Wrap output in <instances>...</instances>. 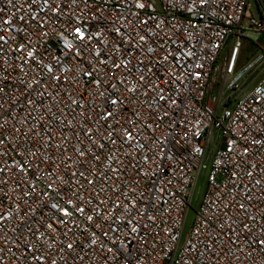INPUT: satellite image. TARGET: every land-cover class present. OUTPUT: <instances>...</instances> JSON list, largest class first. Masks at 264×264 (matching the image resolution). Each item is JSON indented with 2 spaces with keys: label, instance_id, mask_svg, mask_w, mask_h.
<instances>
[{
  "label": "built area",
  "instance_id": "obj_1",
  "mask_svg": "<svg viewBox=\"0 0 264 264\" xmlns=\"http://www.w3.org/2000/svg\"><path fill=\"white\" fill-rule=\"evenodd\" d=\"M260 44L264 0H0V264H264Z\"/></svg>",
  "mask_w": 264,
  "mask_h": 264
},
{
  "label": "rangeland",
  "instance_id": "obj_2",
  "mask_svg": "<svg viewBox=\"0 0 264 264\" xmlns=\"http://www.w3.org/2000/svg\"><path fill=\"white\" fill-rule=\"evenodd\" d=\"M260 46L261 47L259 50H254V49H251L250 47L248 50L245 49L242 53L239 64L241 66H243V65H247L250 62L257 61V58L262 54V52H264V44H260ZM252 71H253L252 79H253L254 83H256L264 76V61L261 63L255 64ZM206 187H207V183L205 180V173L203 172V173H201L199 180H198V183L195 187V191H194V195H193V199H192V203H191L192 208H190L188 213H187V217H186V221H185V225H184L183 237H182L183 241L188 236L192 222H193L194 217H195V211L194 210L200 204V202L203 198V195L206 191Z\"/></svg>",
  "mask_w": 264,
  "mask_h": 264
}]
</instances>
